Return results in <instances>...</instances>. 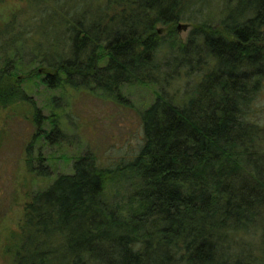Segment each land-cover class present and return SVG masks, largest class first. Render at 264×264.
Listing matches in <instances>:
<instances>
[{"label": "trees", "instance_id": "16d2710c", "mask_svg": "<svg viewBox=\"0 0 264 264\" xmlns=\"http://www.w3.org/2000/svg\"><path fill=\"white\" fill-rule=\"evenodd\" d=\"M80 1L103 8L59 13V56L29 52L21 41L36 33L23 23L0 30L21 42L0 55V107L27 102L38 124L20 88L30 80L115 102L127 88L158 91L139 114L134 156L101 167L87 152L25 204L11 264H258L245 239L264 249V124L248 117L264 86V0H227L208 19L199 9L220 0ZM191 20L202 21L180 42L178 24ZM195 74L183 96L167 93ZM56 118L51 145L64 138Z\"/></svg>", "mask_w": 264, "mask_h": 264}, {"label": "rangeland", "instance_id": "374dc122", "mask_svg": "<svg viewBox=\"0 0 264 264\" xmlns=\"http://www.w3.org/2000/svg\"><path fill=\"white\" fill-rule=\"evenodd\" d=\"M222 6L225 10L227 0H220V5L199 9L202 13L198 18L218 17ZM68 8H71L70 12ZM102 8L103 2L95 4L80 0H45L42 3L1 0L0 30L13 21L23 23L25 29L36 33L35 43L28 39L21 41L26 43L29 52L39 49L43 54L59 56L63 46V20L59 13L72 15L74 12L77 17L89 10L93 16L97 9ZM36 11L38 19L34 21L32 18H36ZM201 21L180 22L178 40L185 42L193 25ZM17 38L11 35L8 39H0V55L10 52L13 43H21L17 42ZM53 43L58 49H51ZM164 58L161 57V64ZM194 76L178 79L181 81L171 85L167 93L174 94L176 98L183 96L198 78V74ZM20 88L39 111L40 122L35 123L32 108L27 102L0 107V264H11L10 250L25 204L33 195L46 191L57 175L71 174L75 160L88 152L101 167H111L137 153L142 141L139 114L152 104L154 91H158L157 86L127 88L122 93L125 102H115L105 99L101 93L88 90H48L37 80L25 81ZM51 115H56L64 135V138L60 135L54 137L52 145L44 139L52 129L49 123ZM248 117L259 121L260 125L264 124V86ZM38 157L43 161L38 162ZM30 159L31 164L28 165L26 162ZM259 233L260 239H263L262 231ZM245 241L252 246L250 254L257 257L258 264H264V249L259 250L263 245L254 237ZM241 253L243 258L245 254Z\"/></svg>", "mask_w": 264, "mask_h": 264}]
</instances>
